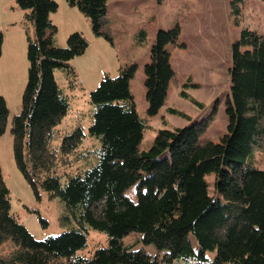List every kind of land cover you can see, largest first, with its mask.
Here are the masks:
<instances>
[{
    "label": "trees",
    "instance_id": "1",
    "mask_svg": "<svg viewBox=\"0 0 264 264\" xmlns=\"http://www.w3.org/2000/svg\"><path fill=\"white\" fill-rule=\"evenodd\" d=\"M89 23L95 36L109 39L102 29L108 0H64ZM243 0H231L238 17ZM264 2V0H262ZM32 25L26 33L27 80L21 110L11 120L12 154L16 168L39 199H58L60 233L36 239L11 213L9 189L0 167V264H264V169L256 152L264 154V35L243 28L230 46L225 99L226 132L218 142L205 138L212 115L191 119L174 108L167 113L189 124L159 129L146 150L139 144L148 127L135 108L129 82L136 65L104 75L89 93L90 123L77 122L65 134L59 126L70 110L69 98L55 80L62 70L74 89L69 61L84 53L86 39L70 33L65 46L56 45L51 15L55 0H14ZM179 27L158 30L143 66L146 114L155 116L165 104L170 82H176L170 47L178 44ZM3 31L0 30V57ZM198 85L187 79L179 96L198 109L203 104L186 93ZM9 111L0 95V138ZM86 137L99 143L82 151ZM94 161L85 166L78 163ZM133 187L136 200L126 194ZM43 226L47 221L38 215ZM106 236V244L89 255V230ZM153 245L152 255L124 243L129 233ZM212 253V257H207Z\"/></svg>",
    "mask_w": 264,
    "mask_h": 264
},
{
    "label": "rangeland",
    "instance_id": "2",
    "mask_svg": "<svg viewBox=\"0 0 264 264\" xmlns=\"http://www.w3.org/2000/svg\"><path fill=\"white\" fill-rule=\"evenodd\" d=\"M55 1L58 8L50 19L57 29L56 45L65 46L68 35L74 31L80 32L88 43L83 54L69 61L76 76L74 89L67 87L62 70L54 71L56 82L70 101L69 113L58 128L60 134L68 133L77 122L86 131L93 110L89 103L90 91L104 75L114 77L120 67L135 64L136 71L129 82V89L139 116L146 119L148 125L139 144L140 150H146L152 144L159 129L189 124L188 119L167 113V108L183 112L191 119L201 114L209 115L216 108L204 136L214 142L219 141L227 125L225 99L229 85L230 46L243 28L264 35L262 0H243L238 17L231 13V0H108L102 29L109 39L95 36L88 19L76 8L67 6L64 0ZM8 21L15 22L18 27L13 29L16 33L6 34L0 57V95L9 111L7 127L0 138V167L9 189L11 213L36 239L41 240L60 233L58 218L62 204L58 199L49 200L44 193L37 199L14 163L10 125L12 117L21 110L28 66L26 33L32 35L33 28L24 21V11L16 7L14 0H0V30L8 28ZM176 26L179 27L178 44L181 46L170 47V63L176 82H170L164 106L155 116L149 117L146 114L143 66L149 61L156 32ZM187 79L198 85L197 88L186 89V93L203 104L202 110L179 96L181 84ZM98 146L96 140L86 137L81 150H92ZM255 157L257 166L264 169V154L256 152ZM93 161L90 157L89 161L77 166ZM125 194L136 200L133 187L127 188ZM38 215L47 221L46 226L41 224ZM138 238L139 235L132 232L123 241L134 244L135 249L161 255L153 245H145ZM105 244L106 236L91 229L83 253L89 255ZM12 249L13 244L9 241L1 246L0 253L5 255ZM206 255L212 257V253ZM172 264L186 262L177 259Z\"/></svg>",
    "mask_w": 264,
    "mask_h": 264
},
{
    "label": "crops",
    "instance_id": "3",
    "mask_svg": "<svg viewBox=\"0 0 264 264\" xmlns=\"http://www.w3.org/2000/svg\"><path fill=\"white\" fill-rule=\"evenodd\" d=\"M7 26H8V28L5 27L6 30L5 29H2L3 30V44H2V48L4 47V41L6 39L5 38L6 37V34L8 32H15L16 33V30H13V29H15V27H18L15 22L13 23V22H10V21H8Z\"/></svg>",
    "mask_w": 264,
    "mask_h": 264
}]
</instances>
